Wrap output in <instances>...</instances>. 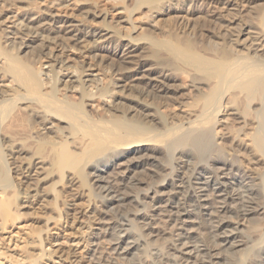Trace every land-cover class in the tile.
I'll return each mask as SVG.
<instances>
[{
    "label": "bare ground",
    "instance_id": "1",
    "mask_svg": "<svg viewBox=\"0 0 264 264\" xmlns=\"http://www.w3.org/2000/svg\"><path fill=\"white\" fill-rule=\"evenodd\" d=\"M65 1L0 0V264L61 263L59 227L88 264H264V1Z\"/></svg>",
    "mask_w": 264,
    "mask_h": 264
},
{
    "label": "rangeland",
    "instance_id": "2",
    "mask_svg": "<svg viewBox=\"0 0 264 264\" xmlns=\"http://www.w3.org/2000/svg\"><path fill=\"white\" fill-rule=\"evenodd\" d=\"M93 1H95L98 4V6H99L100 9L107 10L109 12L110 17L113 18V19L114 18H117L122 13V10L119 8L118 4H114L111 0H93ZM258 1L260 2V0H256V1L254 0L251 4H249L248 7H250V5L252 6V5L257 4ZM42 2L46 3L47 1H42ZM62 5L65 6V7L62 8L61 7ZM38 6H39L40 9H43L44 8V5H39L38 4ZM76 7L77 6L74 5L73 0H66L65 2H63V4H61L60 6H58L56 8L55 12L57 14H65V13H67V14H71V15H76L78 13ZM17 12H19V10L16 8L15 5H13L10 10L6 11V13H8V15L18 14ZM132 19H134L135 22H136L137 20L138 21L141 20V16H140L139 13H133ZM6 23L9 26L8 28H10L11 27V22H8L7 21ZM163 23H164V21H163ZM76 57L78 58V56H76ZM27 223H28V221H27ZM23 228H25V226ZM20 232L22 233V230ZM50 233H52L54 235H56V234H59V235H62V236L65 235V237L66 238H69V239L72 238V237L73 238L76 237V239L73 242L72 241H68L67 242L66 248L67 249H70V251L72 253L71 254L69 253L68 257H66V255L64 254L63 260L61 261V263H58V261L60 262V260L59 259H56V257H55L54 258V260H55L54 263H52L51 261H47L45 264H48V263L49 264H70L71 263L70 260H72L74 258H76V260L79 259V262H77L76 264H81V263L82 264H88V262L86 261V258L84 257L85 256V252H86V247H84L85 242H83V241L80 240L79 242H77L75 244V242L81 238L80 237L81 235H79L78 231L72 230V229H69V228L65 229L64 227H59L57 229H52ZM19 234L20 233L18 232V229L17 228H12L10 230V233L9 234L3 235V236H5L4 243H6L9 238H11V240L7 243L8 250H12L14 248L13 247V241H16V238L19 237ZM7 237H8V239H7ZM72 244H75V245H72Z\"/></svg>",
    "mask_w": 264,
    "mask_h": 264
}]
</instances>
